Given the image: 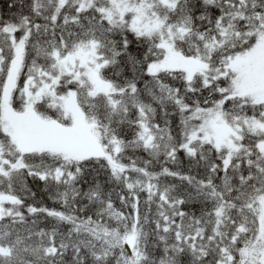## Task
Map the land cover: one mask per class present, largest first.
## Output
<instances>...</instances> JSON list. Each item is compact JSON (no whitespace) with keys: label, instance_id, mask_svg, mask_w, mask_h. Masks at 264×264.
<instances>
[{"label":"snow or ice","instance_id":"snow-or-ice-1","mask_svg":"<svg viewBox=\"0 0 264 264\" xmlns=\"http://www.w3.org/2000/svg\"><path fill=\"white\" fill-rule=\"evenodd\" d=\"M0 264H264V0H3Z\"/></svg>","mask_w":264,"mask_h":264},{"label":"trees","instance_id":"trees-1","mask_svg":"<svg viewBox=\"0 0 264 264\" xmlns=\"http://www.w3.org/2000/svg\"><path fill=\"white\" fill-rule=\"evenodd\" d=\"M3 0H0V6H2Z\"/></svg>","mask_w":264,"mask_h":264}]
</instances>
